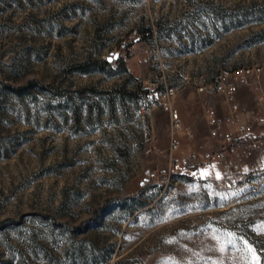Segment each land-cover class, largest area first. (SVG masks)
<instances>
[{
  "label": "rangeland",
  "instance_id": "rangeland-1",
  "mask_svg": "<svg viewBox=\"0 0 264 264\" xmlns=\"http://www.w3.org/2000/svg\"><path fill=\"white\" fill-rule=\"evenodd\" d=\"M255 62L264 0H0V264H264V141L230 156L252 182L190 180L218 142L205 121L170 152L156 103L220 114L194 76Z\"/></svg>",
  "mask_w": 264,
  "mask_h": 264
},
{
  "label": "built area",
  "instance_id": "built-area-1",
  "mask_svg": "<svg viewBox=\"0 0 264 264\" xmlns=\"http://www.w3.org/2000/svg\"><path fill=\"white\" fill-rule=\"evenodd\" d=\"M135 31H133L134 33ZM264 73V62L239 64L233 66L223 65L213 68L207 72H201L194 76L192 81L197 92L215 94L222 97L226 110L218 113L212 104L203 105V114L208 126V135L216 139L218 146L214 153L202 161L198 167L187 168L190 180L204 177L203 170L211 167V163H218L221 169L230 170L232 177L226 180L230 185L238 182H252L255 172H242L236 167V161L230 158L239 145L240 141L255 139L264 141V86L262 77ZM239 86H248L254 92L256 111L251 118L240 119V106L236 98ZM180 89L177 85L164 84L157 96V105L167 113L169 129V151L177 147L175 133L183 131L187 137L193 135L192 131L183 128L178 109L173 104V97ZM180 168V163L170 157L167 166L168 174ZM154 172H150L152 176Z\"/></svg>",
  "mask_w": 264,
  "mask_h": 264
},
{
  "label": "crops",
  "instance_id": "crops-1",
  "mask_svg": "<svg viewBox=\"0 0 264 264\" xmlns=\"http://www.w3.org/2000/svg\"><path fill=\"white\" fill-rule=\"evenodd\" d=\"M244 89L241 88L238 92L239 105L243 104V102H241V101L245 97V93L242 91ZM247 91H248L247 93L252 95V91H250V90H247ZM189 105H190V103L188 101L186 102V100H182V101L176 103V107L178 108L179 113H180L181 122H182L184 127H187V128L193 129V130H198L200 128V126L202 125V123L205 122L204 116L202 114V109L197 107V112L196 113L194 112L196 114V116H195L193 114H190L191 109H190ZM224 108L226 110V105ZM247 108H249V107H247ZM195 118H196V122H195ZM177 140L181 141L180 138H178Z\"/></svg>",
  "mask_w": 264,
  "mask_h": 264
},
{
  "label": "trees",
  "instance_id": "trees-1",
  "mask_svg": "<svg viewBox=\"0 0 264 264\" xmlns=\"http://www.w3.org/2000/svg\"><path fill=\"white\" fill-rule=\"evenodd\" d=\"M89 64V62L81 63V64H74L70 66V69H79V70H86V67ZM128 92V91H127ZM129 94H132L131 91L128 92ZM187 177V175H184Z\"/></svg>",
  "mask_w": 264,
  "mask_h": 264
},
{
  "label": "water",
  "instance_id": "water-1",
  "mask_svg": "<svg viewBox=\"0 0 264 264\" xmlns=\"http://www.w3.org/2000/svg\"><path fill=\"white\" fill-rule=\"evenodd\" d=\"M116 56H117V52H114V53H113V57L116 58ZM110 59H111V57L108 55V56H107V60H110Z\"/></svg>",
  "mask_w": 264,
  "mask_h": 264
}]
</instances>
